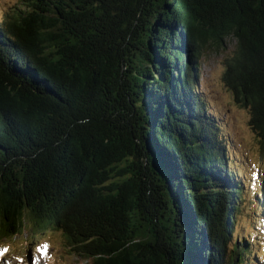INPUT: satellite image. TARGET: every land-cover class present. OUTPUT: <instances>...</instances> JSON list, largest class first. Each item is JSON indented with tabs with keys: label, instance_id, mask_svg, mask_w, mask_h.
<instances>
[{
	"label": "trees",
	"instance_id": "trees-1",
	"mask_svg": "<svg viewBox=\"0 0 264 264\" xmlns=\"http://www.w3.org/2000/svg\"><path fill=\"white\" fill-rule=\"evenodd\" d=\"M21 1L0 16V240L49 226L84 264H264L238 227L251 201L261 232L260 183L246 199L197 87L232 38L224 82L264 148V0Z\"/></svg>",
	"mask_w": 264,
	"mask_h": 264
},
{
	"label": "rangeland",
	"instance_id": "rangeland-1",
	"mask_svg": "<svg viewBox=\"0 0 264 264\" xmlns=\"http://www.w3.org/2000/svg\"><path fill=\"white\" fill-rule=\"evenodd\" d=\"M22 6L21 0H0V16ZM235 47V41L228 38L226 46L220 49L212 47L204 51L199 59L197 87L203 95L208 108L217 117L224 135L230 144V151L236 160L240 173L250 183L246 199L251 200L260 183L264 208V148L262 141L250 126L248 108L238 103L224 82L225 62ZM242 171V172H241ZM251 201H245L238 217V227L243 234L255 237V249L262 258L264 253V223L261 232L254 228ZM257 226V225H256ZM35 234V235H34ZM248 239V236L245 235ZM262 262V259H259ZM0 264H84L66 243L62 232L49 227L33 233L27 231L23 236L0 240Z\"/></svg>",
	"mask_w": 264,
	"mask_h": 264
},
{
	"label": "water",
	"instance_id": "water-1",
	"mask_svg": "<svg viewBox=\"0 0 264 264\" xmlns=\"http://www.w3.org/2000/svg\"><path fill=\"white\" fill-rule=\"evenodd\" d=\"M136 128H139L140 130L137 131V133H134V137L132 138V141H134V143L139 147L143 149V153H144V158H143V164L145 167H152L151 163L149 162L148 158L146 157L148 154V149H147V145L145 143V138H144V133L142 131V129L139 127V124L135 125ZM136 146V147H137ZM149 155V154H148ZM170 264H174V262H170Z\"/></svg>",
	"mask_w": 264,
	"mask_h": 264
}]
</instances>
